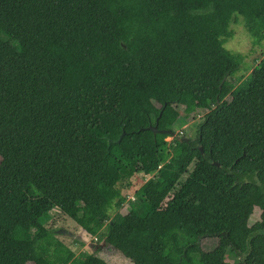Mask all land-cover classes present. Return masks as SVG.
<instances>
[{
  "label": "trees",
  "instance_id": "obj_1",
  "mask_svg": "<svg viewBox=\"0 0 264 264\" xmlns=\"http://www.w3.org/2000/svg\"><path fill=\"white\" fill-rule=\"evenodd\" d=\"M240 17L261 43L264 0H0V264H107L60 212L135 264H264V58L236 76ZM194 109L192 143L149 129ZM123 169L148 177L134 199Z\"/></svg>",
  "mask_w": 264,
  "mask_h": 264
},
{
  "label": "rangeland",
  "instance_id": "obj_2",
  "mask_svg": "<svg viewBox=\"0 0 264 264\" xmlns=\"http://www.w3.org/2000/svg\"><path fill=\"white\" fill-rule=\"evenodd\" d=\"M233 36L226 42V47L232 51L242 53L246 56L245 64L242 65L241 70L236 76L242 75L245 79L253 72L254 67L264 58V40L256 44L255 39L247 31L243 19L240 17L238 22L231 26ZM183 112L182 109H180ZM206 114L205 110H193L190 120L183 123V118L180 117L175 130L177 132L183 131L186 137H195L196 130L194 122H198ZM173 141L170 136L167 137V142ZM1 160V157H0ZM194 163L191 164L189 170H192ZM186 175L183 176L185 178ZM148 177L145 178L142 174L135 173L129 169H123L121 178L117 183V188L120 192L127 197V199H134L135 194L143 189L146 185ZM183 180V179H182ZM117 212V209L111 211L112 216ZM260 208H256L248 219V225H252L260 220ZM48 227L55 230L57 236L62 239L66 244L71 246L77 254L81 252H98L101 251L106 255L107 264H135L130 259L125 257L118 249L106 241L98 243L94 237L88 236L84 230L77 225L70 217L63 213H57L56 216L49 221ZM242 233L239 226H235L233 230V237L240 242ZM203 248L207 251H212L218 246L217 237H204L201 239ZM43 248L46 246L43 245ZM227 259L235 262L237 256L233 254H226Z\"/></svg>",
  "mask_w": 264,
  "mask_h": 264
},
{
  "label": "water",
  "instance_id": "obj_3",
  "mask_svg": "<svg viewBox=\"0 0 264 264\" xmlns=\"http://www.w3.org/2000/svg\"><path fill=\"white\" fill-rule=\"evenodd\" d=\"M149 129L150 130H152L155 134H157V133H167V134H169V136L171 137V138H175V137H177L179 140H182V141H189L190 142V137H184V134H183V132H177L176 130H166V129H160L159 128V126H158V124H155V125H150L149 126ZM124 135V134H123ZM123 135L119 138V141L122 139V137H123ZM168 136V137H169ZM190 143H192V142H190ZM201 150H203L202 149V147H201ZM204 152V151H203ZM217 164H219L218 162H216Z\"/></svg>",
  "mask_w": 264,
  "mask_h": 264
},
{
  "label": "flooded vegetation",
  "instance_id": "obj_4",
  "mask_svg": "<svg viewBox=\"0 0 264 264\" xmlns=\"http://www.w3.org/2000/svg\"><path fill=\"white\" fill-rule=\"evenodd\" d=\"M193 139H195V138H193ZM260 210H261V212H260V219H261V214H262V212H263V211H262V209H261V208H260ZM253 224H254V223H253Z\"/></svg>",
  "mask_w": 264,
  "mask_h": 264
},
{
  "label": "built area",
  "instance_id": "obj_5",
  "mask_svg": "<svg viewBox=\"0 0 264 264\" xmlns=\"http://www.w3.org/2000/svg\"><path fill=\"white\" fill-rule=\"evenodd\" d=\"M180 132H182V131H180Z\"/></svg>",
  "mask_w": 264,
  "mask_h": 264
}]
</instances>
